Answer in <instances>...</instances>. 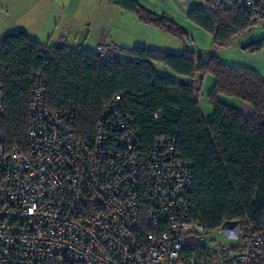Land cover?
Wrapping results in <instances>:
<instances>
[{
    "label": "built area",
    "instance_id": "built-area-1",
    "mask_svg": "<svg viewBox=\"0 0 264 264\" xmlns=\"http://www.w3.org/2000/svg\"><path fill=\"white\" fill-rule=\"evenodd\" d=\"M212 5L217 12L235 5L252 28L264 26V0ZM96 54L109 59L120 50L102 43ZM32 81L25 149H6L0 132V264H264V238L248 222L224 230L236 247L185 254L205 234L188 219L191 167L174 137L143 150L121 94L78 137L68 110L47 107L42 75ZM194 88L199 102L200 82Z\"/></svg>",
    "mask_w": 264,
    "mask_h": 264
},
{
    "label": "trees",
    "instance_id": "trees-1",
    "mask_svg": "<svg viewBox=\"0 0 264 264\" xmlns=\"http://www.w3.org/2000/svg\"><path fill=\"white\" fill-rule=\"evenodd\" d=\"M198 1L204 6L190 8L187 19L210 33L214 45L228 47L232 38L252 28L244 9L232 5L217 12L213 0ZM108 2L179 40L187 36L183 26L138 0ZM263 44L261 39L249 46L258 50ZM212 52L169 53L135 45L101 59L96 49L45 47L24 30L8 31L0 38V132L5 147H26L36 72L44 78L47 107L68 110L78 137L91 132L103 105L121 94V107L132 119L143 150L147 152L157 138L174 137L180 158L190 165L189 221L200 224L205 234L226 222H248L264 238V79L255 69L226 64ZM153 63L182 78L160 74ZM205 75L214 79L207 95L214 110L209 120L202 116L194 88ZM220 96L250 104L253 113H241L220 101ZM158 112L161 116L156 119ZM143 201L145 212V195ZM204 250L194 245L184 252L198 255Z\"/></svg>",
    "mask_w": 264,
    "mask_h": 264
},
{
    "label": "rangeland",
    "instance_id": "rangeland-1",
    "mask_svg": "<svg viewBox=\"0 0 264 264\" xmlns=\"http://www.w3.org/2000/svg\"><path fill=\"white\" fill-rule=\"evenodd\" d=\"M62 5L64 6H56L54 0H0V38L5 32L21 29L32 33L42 42L47 39L54 43L59 40L63 26L67 22L73 38L78 36L81 43L86 39L91 44L102 33L109 31L111 23L119 24L122 20L117 6L110 4L108 0H66V6ZM199 6L204 4L199 1ZM178 24L187 32L183 40L161 30L172 44V46L166 44V47H170V50L167 48L169 53H174L171 51L183 53L188 50L197 55L209 54L213 51V55L226 64L245 66L264 72V44L258 50H252L249 46L250 43L264 39V26H255L232 38L228 47H219L214 45L210 33L189 19L184 25ZM236 225H240V222H226L220 228L204 234L203 240L199 243L211 250L218 248V243L236 247L240 241L229 238L224 232Z\"/></svg>",
    "mask_w": 264,
    "mask_h": 264
},
{
    "label": "crops",
    "instance_id": "crops-1",
    "mask_svg": "<svg viewBox=\"0 0 264 264\" xmlns=\"http://www.w3.org/2000/svg\"><path fill=\"white\" fill-rule=\"evenodd\" d=\"M55 5L60 7L66 6V0H54ZM143 6L146 8L160 14L167 16L174 21L184 25L187 21V12L192 7H198L199 1L198 0H138ZM120 12L119 15L122 18L119 24L113 22L110 24L109 31L107 33H102L94 43L92 42L89 44L86 39L84 42L81 43V40L78 36L72 37V31H69L70 25L66 22L63 26L62 35L59 37V40L56 42H50L49 40L45 39V41H41L32 33H29L25 30L28 35L38 41L41 45L48 47L53 45H68L70 47H79V48H87L89 50L94 51L99 44L106 43V44H113L119 50L120 49H129L135 45L144 46L155 48L163 51H168L172 46L171 42H169L166 34H164L161 30L157 27H154L149 24L142 23L139 21L133 13L126 12L119 7H117ZM6 33V32H5ZM4 33V34H5ZM70 34V35H67ZM69 36V37H66ZM71 43V44H69ZM168 48V49H167ZM170 50V49H169ZM177 52V51H171ZM223 62V61H222ZM154 69L159 72L160 74L167 75L173 79H180L182 77L174 74L165 66L153 63ZM260 76L264 79V72H260L259 70L255 69ZM195 80H198V75H195ZM201 84V89L204 91L202 92V97L198 102L200 105V110L202 116L205 120H209L213 116V107L210 105L207 95L213 87L214 79L210 75H205L201 80H199ZM220 101L223 103L236 108L243 114L251 115L253 113V109L250 104L235 99L231 97L220 96Z\"/></svg>",
    "mask_w": 264,
    "mask_h": 264
}]
</instances>
